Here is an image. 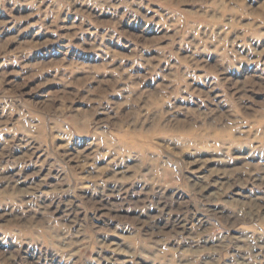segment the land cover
Returning <instances> with one entry per match:
<instances>
[{
	"label": "rangeland",
	"instance_id": "obj_1",
	"mask_svg": "<svg viewBox=\"0 0 264 264\" xmlns=\"http://www.w3.org/2000/svg\"><path fill=\"white\" fill-rule=\"evenodd\" d=\"M0 264H264V0H0Z\"/></svg>",
	"mask_w": 264,
	"mask_h": 264
}]
</instances>
